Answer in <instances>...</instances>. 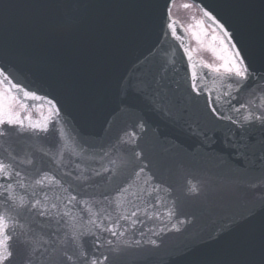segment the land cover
Returning <instances> with one entry per match:
<instances>
[{
  "label": "water",
  "instance_id": "1",
  "mask_svg": "<svg viewBox=\"0 0 264 264\" xmlns=\"http://www.w3.org/2000/svg\"><path fill=\"white\" fill-rule=\"evenodd\" d=\"M186 1L203 19L206 18L201 9L210 10L234 35V43L242 50L251 68L264 71V0ZM166 3L167 0H0V46L9 52L0 57V64L8 68L15 82L40 95L58 99L64 112L79 128L91 137L103 140L109 138L105 131L106 122L110 118L117 119L114 113L121 102L122 82L138 76V69L146 64L153 68L166 67L172 86H178L184 95L189 94L191 72L195 70L198 86L212 92L213 97L221 96L223 101L226 99L223 93L228 90L226 74L209 72L195 58L197 55L204 63L218 66L216 54L208 47L209 51L196 44L192 33L197 28L189 18L183 19L185 17L176 12V6L173 7V19H178L175 20L177 37L172 36L165 26ZM178 21L193 38L191 46ZM185 47L196 53H191V61L185 55ZM189 64L194 65V69ZM197 99L203 107L205 98ZM24 101L33 103L36 110L31 116L32 123L49 118L46 101ZM129 102L143 109L150 128H159L160 142L148 156L152 171L175 189L173 195L182 203L184 211L195 213L197 217L195 227L187 232L169 233V238L147 264H217L221 261L226 264H264V206L257 202L264 200V196L253 197V189L243 181V178L264 174V168L257 165L253 171V165L248 161L232 158L223 136L217 137L215 151L225 153L224 165L208 160L206 154L195 157L187 150L186 146L192 141L183 131L165 123L140 101ZM240 102H251L253 106L264 104V94L243 93L239 101H233ZM20 107L22 111L16 113L26 117L28 107ZM224 107L227 111L228 105ZM118 120L123 123L130 117L120 113ZM223 130L226 134L227 128ZM65 132H68L67 128ZM249 134L259 137L264 133L252 129ZM65 139L70 145L71 138L66 136ZM53 141L51 136L46 140L21 138L12 132L8 137L0 138V157L7 158L15 153L20 160H25L34 155L48 167L49 157L44 153L48 152L47 146ZM178 148L181 151L177 152ZM63 160L68 163L74 158L66 151ZM84 163L98 166L93 160ZM99 164L111 167L107 158ZM18 167L22 170L29 168L26 163ZM186 178L202 183L203 191L198 198L189 199L184 195ZM147 181V176L142 174L110 203L90 202L85 208L65 207L69 192L55 184L37 196L30 188L25 192L16 187L15 191L25 199L44 200L46 195L49 204H58L62 213L70 208V216L85 224L89 219H96L97 223L103 219L107 224L109 218L115 221L139 209V215L145 219V235L141 236L139 230L135 233L128 231L119 237V241L140 239L148 247L147 240L156 239L148 229L165 227L161 221L166 217L163 216V207L158 210L148 207ZM261 188L264 190V185ZM154 211L161 214V220L147 219L146 213ZM19 219L17 232L22 231V225H30L47 239L46 234L54 230L39 225L36 221L40 217L27 221ZM233 220L240 223H233L231 230L224 231L217 239V233ZM125 223L131 226L130 220L121 221V224ZM87 226L98 231L94 225ZM53 239L60 243L63 237Z\"/></svg>",
  "mask_w": 264,
  "mask_h": 264
},
{
  "label": "snow or ice",
  "instance_id": "2",
  "mask_svg": "<svg viewBox=\"0 0 264 264\" xmlns=\"http://www.w3.org/2000/svg\"><path fill=\"white\" fill-rule=\"evenodd\" d=\"M175 4L176 0H167L164 11L165 26L173 37H177L176 21L173 19ZM182 7L187 9L190 5L184 3ZM201 10L213 25L212 40L218 41L222 51L229 53L227 57H219L223 63L218 66L203 64L209 72L220 74L223 70L226 74L228 90L223 93L226 99L222 101L221 96L213 97L212 92L199 87L195 70L191 72L189 94L184 95L178 86H172L166 67L161 65L153 68L146 64L138 69V76L122 82L121 102L114 113L117 119L110 118L106 122L107 140L91 137L64 112L58 99L40 95L15 82L13 74L0 64V138L8 137L12 132L21 138L46 140L50 136L54 137V141L47 146L48 152L44 153L49 157L48 167L34 155L25 160H20L15 153L7 158L0 157V264H16L17 261L18 264H147L169 238V233L187 232L195 227V213L184 211L182 203L173 195L175 189L160 180L150 167L148 156L160 142L159 128H150L143 109L130 100L140 101L165 123L183 131L192 141L186 146L187 150L195 157L206 154L208 160L224 165L225 153L215 151L217 137L223 136L232 158L248 161L253 165V171H256L257 165L264 168V134L259 137L249 134L252 129L264 133V104L253 106L251 102L233 103L239 101L243 93L264 94V71L252 69L243 57L242 50L234 43L235 37L227 26L210 10ZM192 35L198 44L202 43L199 33L193 32ZM210 50L215 55V49ZM184 52L188 61H191V50L185 47ZM8 54L0 46V57ZM189 67L194 69L195 66L189 64ZM5 84L7 88L3 87ZM201 96L205 98L203 107L197 99ZM24 100L46 101L49 118L32 123V117L18 115L16 105L29 107L23 103ZM225 104L228 105L227 111ZM120 113L128 114L130 120L120 123ZM25 119L29 120L27 125ZM222 126L227 128L226 134ZM66 128L68 132H65ZM66 136L71 138L70 145ZM66 151L74 158L68 163L63 160ZM105 158L111 167L99 164ZM88 160L96 161L98 166L84 163ZM21 163H26L29 168L22 170L18 167ZM142 174L147 176L149 183L146 189L148 207L154 210L163 207V216L166 217L161 221L165 227L148 229L156 237L147 240L148 247L140 239L119 241V237L128 231L135 233L139 230L141 236L145 235V219L139 215V209L115 221L109 218L107 224L103 223V219L100 223L96 219H89L85 224L70 216V208L62 213L58 204H49L46 195L44 200L25 199V196L15 191L16 187L25 192L30 188L33 195L37 196L55 184L69 192L65 207L85 208L90 202H99L101 205L110 203ZM243 181L253 189V197L264 196L261 188L264 174L243 178ZM202 191L200 181L185 179L184 195L187 198L196 199ZM257 202L264 206V200ZM146 215L148 220H161V214L156 211ZM36 217L41 218L36 221L39 225L54 229L52 233L46 234L47 239L30 225H22V231H16L19 218L27 221ZM129 220L130 227L127 223L121 224V221ZM233 223L240 221L233 220L226 224L216 238L219 239L224 231L231 230ZM87 225H94L98 231ZM53 237L63 239L57 243Z\"/></svg>",
  "mask_w": 264,
  "mask_h": 264
},
{
  "label": "flooded vegetation",
  "instance_id": "3",
  "mask_svg": "<svg viewBox=\"0 0 264 264\" xmlns=\"http://www.w3.org/2000/svg\"><path fill=\"white\" fill-rule=\"evenodd\" d=\"M184 3L189 4L190 7L187 8V9L183 8L182 5ZM175 6H176V12L181 14L183 17H185L183 19H186V18L188 19L189 18L191 24L194 23V25L196 26L197 29L195 30V32L200 34V38H201V41H202V43H201L202 47H204L207 51H209L207 49V47L209 49H215L216 58H218V61H219L220 64L223 63V61H221L219 59V57L221 55H223L221 46L219 45L218 41L214 42L212 40L213 31L208 29L207 26L204 24V22H203V20H202V18L200 16L199 12L197 11V9L191 3H189L186 0H176ZM204 33H207V35H204ZM192 40H193V38H191V41ZM195 42H196V40H195ZM196 44H198V43L196 42ZM199 47H200V45H199ZM204 48H203V50H205ZM38 111H42L43 112V110H38ZM35 113H36V110L33 113V115Z\"/></svg>",
  "mask_w": 264,
  "mask_h": 264
}]
</instances>
